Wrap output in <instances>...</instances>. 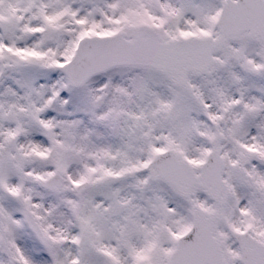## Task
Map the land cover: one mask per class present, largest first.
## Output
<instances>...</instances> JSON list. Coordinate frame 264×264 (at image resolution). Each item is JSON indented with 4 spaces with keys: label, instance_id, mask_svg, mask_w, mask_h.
Listing matches in <instances>:
<instances>
[{
    "label": "rangeland",
    "instance_id": "1",
    "mask_svg": "<svg viewBox=\"0 0 264 264\" xmlns=\"http://www.w3.org/2000/svg\"><path fill=\"white\" fill-rule=\"evenodd\" d=\"M219 3L0 0L7 19V31L0 32L6 46L0 51V219L34 199L43 215L49 213L46 226L63 228L57 252L50 254L26 230L18 233L22 225L11 219L19 228L12 239L16 255L19 250L24 256L18 255L20 264H165L174 237L190 225L189 207L165 184L151 181L146 164L155 152L174 146L198 165L212 134L206 113L224 131L230 193L220 232L235 264L232 229L264 241V87L261 53L252 41L232 44L214 76L194 79L192 92L137 68L112 70L73 89L61 67L79 34H131L143 22L166 36L203 34ZM14 131L21 141L9 148ZM9 156L13 162L6 161ZM55 168L69 174L65 194L36 186ZM80 190L83 202L76 199ZM198 200L213 208L202 195ZM79 228L89 235L81 261ZM0 251V264H7Z\"/></svg>",
    "mask_w": 264,
    "mask_h": 264
},
{
    "label": "water",
    "instance_id": "2",
    "mask_svg": "<svg viewBox=\"0 0 264 264\" xmlns=\"http://www.w3.org/2000/svg\"><path fill=\"white\" fill-rule=\"evenodd\" d=\"M158 42V37L148 31L136 36L135 42L127 45L121 39L105 45L87 42L73 62L75 71L70 72L71 81L74 85L81 86L96 73L119 65L152 67L169 74L176 83L180 84L188 72L197 71L193 69L194 60H191V50L188 51L185 59L179 60L174 55L179 56L183 53V49H167L172 45H162ZM78 74L81 75L80 81L75 78ZM161 157L166 158L167 161L162 166L159 162ZM185 167V163L178 156L167 151L157 156L151 172L153 178L164 179L182 192L180 185L183 180L190 181L184 172ZM196 188H200L198 183L193 184L190 190L193 192ZM212 223L214 224V221ZM212 223L209 231L198 230L180 238L179 246L174 251L169 264H212V256H210L214 247L211 236L214 229Z\"/></svg>",
    "mask_w": 264,
    "mask_h": 264
}]
</instances>
